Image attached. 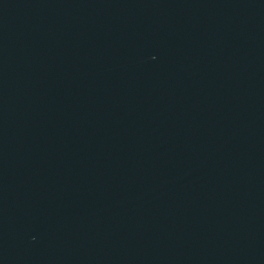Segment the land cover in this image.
<instances>
[{"label":"water","instance_id":"obj_1","mask_svg":"<svg viewBox=\"0 0 264 264\" xmlns=\"http://www.w3.org/2000/svg\"><path fill=\"white\" fill-rule=\"evenodd\" d=\"M0 264H264V0H0Z\"/></svg>","mask_w":264,"mask_h":264}]
</instances>
